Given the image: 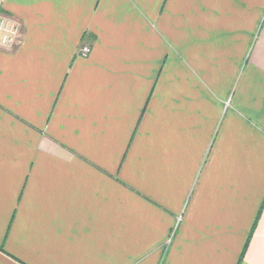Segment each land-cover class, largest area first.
<instances>
[{
	"label": "crops",
	"instance_id": "1",
	"mask_svg": "<svg viewBox=\"0 0 264 264\" xmlns=\"http://www.w3.org/2000/svg\"><path fill=\"white\" fill-rule=\"evenodd\" d=\"M0 12V264H264V0Z\"/></svg>",
	"mask_w": 264,
	"mask_h": 264
},
{
	"label": "built area",
	"instance_id": "2",
	"mask_svg": "<svg viewBox=\"0 0 264 264\" xmlns=\"http://www.w3.org/2000/svg\"><path fill=\"white\" fill-rule=\"evenodd\" d=\"M20 32L19 22L0 12V48L5 50L13 49L19 43ZM90 53V46H83L79 51V55L83 57H88Z\"/></svg>",
	"mask_w": 264,
	"mask_h": 264
}]
</instances>
